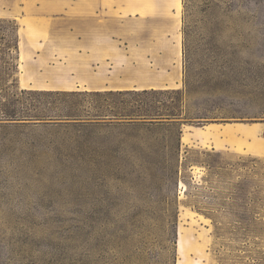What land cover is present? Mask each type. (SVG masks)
Segmentation results:
<instances>
[{"label": "rangeland", "instance_id": "1", "mask_svg": "<svg viewBox=\"0 0 264 264\" xmlns=\"http://www.w3.org/2000/svg\"><path fill=\"white\" fill-rule=\"evenodd\" d=\"M0 264H264V0H0Z\"/></svg>", "mask_w": 264, "mask_h": 264}, {"label": "trees", "instance_id": "2", "mask_svg": "<svg viewBox=\"0 0 264 264\" xmlns=\"http://www.w3.org/2000/svg\"><path fill=\"white\" fill-rule=\"evenodd\" d=\"M146 92V91H145ZM5 116L9 119H12V120H19L21 119V116L20 115H17L11 111H7L5 112ZM115 117H117L118 115L117 114H114ZM24 119H29L30 117H35V118H38L39 116H22ZM100 117V116H99Z\"/></svg>", "mask_w": 264, "mask_h": 264}, {"label": "crops", "instance_id": "3", "mask_svg": "<svg viewBox=\"0 0 264 264\" xmlns=\"http://www.w3.org/2000/svg\"><path fill=\"white\" fill-rule=\"evenodd\" d=\"M162 10H164V9H162ZM171 11H172V9H171ZM168 13V12H167ZM144 89V88H143Z\"/></svg>", "mask_w": 264, "mask_h": 264}]
</instances>
